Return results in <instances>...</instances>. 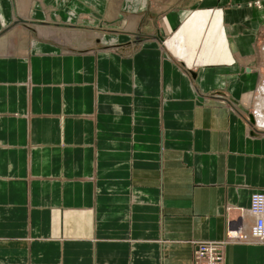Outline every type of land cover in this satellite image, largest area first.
<instances>
[{
  "label": "crops",
  "instance_id": "0c3cea01",
  "mask_svg": "<svg viewBox=\"0 0 264 264\" xmlns=\"http://www.w3.org/2000/svg\"><path fill=\"white\" fill-rule=\"evenodd\" d=\"M261 1L73 0L94 17L74 46L9 39L0 264H191L194 242L247 223L264 130L229 100L257 93ZM7 19L0 39L31 32ZM223 264H264V244L226 246Z\"/></svg>",
  "mask_w": 264,
  "mask_h": 264
},
{
  "label": "bare ground",
  "instance_id": "6f19581e",
  "mask_svg": "<svg viewBox=\"0 0 264 264\" xmlns=\"http://www.w3.org/2000/svg\"><path fill=\"white\" fill-rule=\"evenodd\" d=\"M10 5L13 6V0H6ZM15 9L10 11V19L13 21H21L28 23L29 19V10L30 6L32 5L31 2L27 3V0L20 1L15 0L14 1ZM34 4V3H33ZM11 6V7H12ZM38 7V6H37ZM117 7L118 4L110 2L109 7V16L110 18H113L117 15ZM25 26V25H24ZM28 26V25H27ZM46 26L45 25H39L36 27H33L34 35L36 38L40 40H53L59 45L65 46L68 45V47H72V42L74 40V36L77 34V31L68 30V29H56L51 26L49 27H41ZM30 28V27H29ZM15 32V31H14ZM13 32V33H14ZM8 38V37H7ZM6 38L1 39L0 42V54H4L3 50H5L8 47V44H6ZM12 44H10L11 47ZM264 45V44H263ZM74 46V45H73ZM84 49V48H83ZM258 56L261 58L262 64H264V46L258 50ZM259 65V68L261 65ZM259 72L257 84H256V91L257 93L255 95H252L253 102L250 105L249 112L250 116L252 117V126L255 123V126L258 130H264V75L257 69ZM243 114V113H242ZM245 117V120H248L247 115L243 114ZM255 135H258V133L254 132ZM255 193H264V192H253L251 196ZM257 195V194H256ZM250 196V201H251ZM255 202L261 206L264 209V204H262L257 198H254ZM249 201V208L245 212L244 210H241L242 217H246L247 223H243L241 220L242 218H236L234 222L228 221L226 233L224 234V238L222 239V243H227L230 239H233L234 241L229 242L226 246L231 244H264V213H256L253 209V207L250 205ZM246 214H250L254 217V221L250 224L249 217ZM238 229V231H237ZM240 233L241 237L238 238L237 234ZM200 243H204L206 241H199ZM196 243V242H195ZM194 243V244H195ZM225 246V248H226ZM224 247H221V250H225Z\"/></svg>",
  "mask_w": 264,
  "mask_h": 264
},
{
  "label": "rangeland",
  "instance_id": "374dc122",
  "mask_svg": "<svg viewBox=\"0 0 264 264\" xmlns=\"http://www.w3.org/2000/svg\"><path fill=\"white\" fill-rule=\"evenodd\" d=\"M14 1L15 0H13V6H12L13 10L15 9V5H14L15 2ZM20 1H24V0H20ZM72 1L73 0H32V5L30 6L29 19H28L30 21H28V23H25V22H21V21L15 22L12 20V22L25 23V24L29 25L30 28H28V29H30V30H33V27H36L39 25H45V24H46V26H41V27L51 26V27L56 28V29H74V28L70 27V26L74 25L76 27H79V28H75V29H83L84 30V28H85L87 30V28H88L87 26L93 24L94 17H92V15H90V12H82V11H79V12L76 11L73 13L71 11L69 12L68 7L71 6L70 4ZM28 2H31V0H27V3ZM263 4H261V6ZM250 5H252V4H250ZM10 6H9V11L11 10ZM7 8L8 7H7L6 3L3 0H0V13L2 14V15H0L1 26L6 22L7 18L10 19L9 13H8L9 16L4 15L5 11L8 12ZM73 8L75 10H82L81 6L77 3L73 4ZM3 19H4V21H2ZM7 21H9V20L7 19ZM9 22H11V19ZM3 27H5V25ZM26 30H27V28H26ZM26 30L22 26H18L17 30H16V28L12 29L10 31L9 35L6 32L4 39L6 38V41H7L6 44H8V47H10V44H12L11 41H13L14 47L17 50H23L25 47H29V43H30L29 41H31V39H33L35 37V35H34L33 31L27 32ZM84 32H86V31L84 30ZM0 42H1V39H0ZM263 44H264V29L259 36L258 50H260L264 46ZM260 64H262L261 58L259 60V65ZM259 71H261V73L264 75V64L261 65V67L259 68ZM255 192H257V191H255ZM235 220H236V218L232 219V220H230V219L227 220L226 228H227L228 221L234 222ZM226 228H225V233H226ZM222 239H220V240H222ZM220 240H212V241H220ZM194 243H193V245H194ZM192 260H193V251H192L191 264H192ZM223 262H224V260H223Z\"/></svg>",
  "mask_w": 264,
  "mask_h": 264
},
{
  "label": "built area",
  "instance_id": "2783aa9c",
  "mask_svg": "<svg viewBox=\"0 0 264 264\" xmlns=\"http://www.w3.org/2000/svg\"><path fill=\"white\" fill-rule=\"evenodd\" d=\"M263 3L264 0L261 2H254L252 5L260 8ZM254 198H257L262 204H264V193L253 194L250 201V205L256 213H264V209L255 202ZM237 237L240 238L241 234L238 233ZM221 241H206L204 243L196 242L193 246L192 264H223L225 250H221V247L225 248L229 242L234 240L230 239L225 244Z\"/></svg>",
  "mask_w": 264,
  "mask_h": 264
},
{
  "label": "water",
  "instance_id": "95a60500",
  "mask_svg": "<svg viewBox=\"0 0 264 264\" xmlns=\"http://www.w3.org/2000/svg\"><path fill=\"white\" fill-rule=\"evenodd\" d=\"M229 102H230L231 104L237 106V108H238V110H239V112H240V115H241V113L247 115L248 120H246V121L249 122L250 124H252V122H253V121H252V117L250 116L249 112H248L245 108H243L242 106H240L237 102H235V101L232 100V99H230ZM241 116H242V115H241ZM252 135H254V134L252 133Z\"/></svg>",
  "mask_w": 264,
  "mask_h": 264
}]
</instances>
